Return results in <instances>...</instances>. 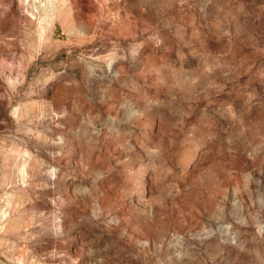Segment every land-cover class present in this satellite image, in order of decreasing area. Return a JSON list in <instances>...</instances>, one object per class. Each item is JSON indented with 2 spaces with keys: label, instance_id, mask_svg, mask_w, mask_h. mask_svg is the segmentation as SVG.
I'll return each mask as SVG.
<instances>
[{
  "label": "rangeland",
  "instance_id": "rangeland-1",
  "mask_svg": "<svg viewBox=\"0 0 264 264\" xmlns=\"http://www.w3.org/2000/svg\"><path fill=\"white\" fill-rule=\"evenodd\" d=\"M0 264H264V0H0Z\"/></svg>",
  "mask_w": 264,
  "mask_h": 264
}]
</instances>
